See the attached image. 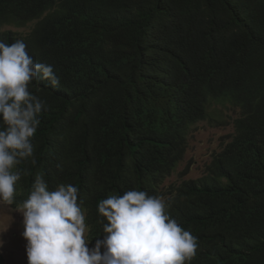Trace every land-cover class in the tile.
<instances>
[{
  "label": "trees",
  "instance_id": "trees-1",
  "mask_svg": "<svg viewBox=\"0 0 264 264\" xmlns=\"http://www.w3.org/2000/svg\"><path fill=\"white\" fill-rule=\"evenodd\" d=\"M16 40L60 84L29 85L47 109L12 169V206L37 175L73 185L94 247L99 202L145 191L197 238L186 264H264V0H0V41ZM214 101L240 109L231 140L203 176L164 189Z\"/></svg>",
  "mask_w": 264,
  "mask_h": 264
},
{
  "label": "clouds",
  "instance_id": "clouds-1",
  "mask_svg": "<svg viewBox=\"0 0 264 264\" xmlns=\"http://www.w3.org/2000/svg\"><path fill=\"white\" fill-rule=\"evenodd\" d=\"M38 79L60 84L53 67L35 62L23 40L0 41V199L9 204L20 179L12 169L33 156L38 116L47 109L46 101L29 90ZM77 195L71 184L49 190L36 176L21 205L28 264H186L196 255L197 238L169 215L168 203L138 190L99 202L98 212L108 221L106 235L90 249Z\"/></svg>",
  "mask_w": 264,
  "mask_h": 264
},
{
  "label": "rangeland",
  "instance_id": "rangeland-1",
  "mask_svg": "<svg viewBox=\"0 0 264 264\" xmlns=\"http://www.w3.org/2000/svg\"><path fill=\"white\" fill-rule=\"evenodd\" d=\"M34 24L32 22L25 27L5 26L4 28L27 34ZM209 110L208 118L193 125L186 155L162 185L164 189L179 185L183 179H196L203 176L213 156L221 152L231 140L235 131V119L240 116V109H235L228 102L214 101L209 106ZM22 213V206L14 207L0 199V253L4 257L5 264H28L27 240L22 235L25 230ZM87 235L86 227L84 234L86 240ZM88 247L92 248L90 242Z\"/></svg>",
  "mask_w": 264,
  "mask_h": 264
}]
</instances>
